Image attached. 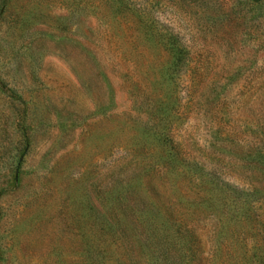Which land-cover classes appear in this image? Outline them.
Returning <instances> with one entry per match:
<instances>
[{
  "label": "rangeland",
  "instance_id": "1",
  "mask_svg": "<svg viewBox=\"0 0 264 264\" xmlns=\"http://www.w3.org/2000/svg\"><path fill=\"white\" fill-rule=\"evenodd\" d=\"M131 3L188 48L171 77L120 0H0V264H105L91 228L117 214L131 241L149 205L189 223L194 264H254L264 251V203L256 221L224 218L215 233L211 206L186 200L211 188L216 212L235 209L224 193L256 175L264 0Z\"/></svg>",
  "mask_w": 264,
  "mask_h": 264
},
{
  "label": "trees",
  "instance_id": "2",
  "mask_svg": "<svg viewBox=\"0 0 264 264\" xmlns=\"http://www.w3.org/2000/svg\"><path fill=\"white\" fill-rule=\"evenodd\" d=\"M175 3L181 2L183 0H172ZM201 1V0H197ZM203 1V0H202ZM259 1V0H252ZM186 2V1H184ZM121 8L118 10L122 14H127L136 18V23L139 28L146 29V34L150 35L152 39H155L156 43H158L161 48L166 53V62L167 64V72L171 77L172 74L182 68L184 64L187 63V58L189 56L188 48L182 43L179 35L174 31H154L155 26L152 22H148L143 19V15L136 8L135 5L131 3V0H120ZM158 140L161 142H165L167 137L165 134L157 131ZM255 143H261V140ZM178 153L175 150H172L171 147L166 150L164 154V162L167 164H171L174 162ZM252 157L249 161V176L250 173H255V177L251 179H247L245 184L242 185V189L240 190H226L227 195L224 193L225 197L233 196L232 200L233 208L226 207V203H222L224 206V210L220 212H216L215 210L218 208L219 199L215 196V193L211 191V188H208V191H204L203 194L199 195L196 193L194 196L186 198L187 202L192 204L200 205L208 203L211 206V213L207 217H213L215 222V228L213 232L217 233L221 226L224 225V218H228V220H234V223H239L242 226L244 224H249L253 219L256 221L259 218L257 214V206L256 203L261 202L264 203V148L258 149V151L254 152L251 155ZM248 176V177H249ZM247 177V178H248ZM199 187H202V183L206 181L198 180ZM194 182V180H193ZM206 183H209L207 181ZM244 186V187H243ZM211 191V192H210ZM239 191V192H238ZM228 192H230L228 194ZM234 193V195H233ZM183 198L185 195H182ZM227 197V198H228ZM223 198V197H221ZM261 203H259L261 205ZM181 205L179 202L173 203L172 207ZM161 207L155 206L154 211H151L152 206H147L143 210H141L138 214H136V220L139 222V226H135L131 223L132 227L130 231H132L131 236L134 238L133 240H127L126 235V226H120V218L116 216H110L109 214H105V218H103L99 226H95V231L91 228L93 234L97 235L96 241L88 244V247L93 249L104 251L103 255L107 259V263L105 264H156V252L157 248L159 249V258L170 259L173 264H194L195 258V248H194V238L193 231L189 226V223L183 221L180 218L175 216L171 217L166 214V212L161 209ZM223 209V208H222ZM195 210H192L190 214H192ZM230 212H233L230 215ZM181 213V212H180ZM213 213V214H212ZM122 215V211H121ZM230 216V217H229ZM206 217V218H207ZM205 219V217H204ZM258 224L261 225L258 222ZM263 224V223H262ZM98 229V230H96ZM102 236V238L100 237ZM258 246V245H256ZM130 249L129 253L128 250ZM137 249V250H136ZM120 250L119 253H114V251ZM135 251L136 255L141 259L135 260L131 257V253ZM157 252V253H158ZM113 255H117L115 258H112ZM158 255V254H157ZM123 259L121 260V257ZM128 257L132 262L125 260ZM251 258H253L254 264H264V251L262 253L253 252L251 254ZM125 261H128L126 263ZM208 264H213L212 259ZM96 262H94L95 264ZM244 264H251L244 263Z\"/></svg>",
  "mask_w": 264,
  "mask_h": 264
}]
</instances>
